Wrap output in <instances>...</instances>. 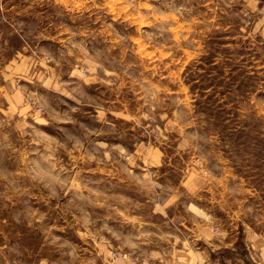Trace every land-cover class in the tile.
Returning <instances> with one entry per match:
<instances>
[{
	"label": "rangeland",
	"instance_id": "1",
	"mask_svg": "<svg viewBox=\"0 0 264 264\" xmlns=\"http://www.w3.org/2000/svg\"><path fill=\"white\" fill-rule=\"evenodd\" d=\"M263 7L0 0V264H264Z\"/></svg>",
	"mask_w": 264,
	"mask_h": 264
},
{
	"label": "crops",
	"instance_id": "2",
	"mask_svg": "<svg viewBox=\"0 0 264 264\" xmlns=\"http://www.w3.org/2000/svg\"><path fill=\"white\" fill-rule=\"evenodd\" d=\"M260 12L262 13V16L260 18V20L262 21L260 23L261 27L259 28L261 30V33L263 32L264 34V7L260 9ZM262 242V241H261ZM107 250V251H106ZM103 256H104V260L106 259L107 261H105L106 263L105 264H136L135 262H133L132 260H130V258H124V259H121V258H117V259H113L111 257V250H108V249H105L103 251ZM264 254V253H263ZM218 260V259H217ZM224 259H220L218 260L217 262L218 263H221L223 262Z\"/></svg>",
	"mask_w": 264,
	"mask_h": 264
},
{
	"label": "built area",
	"instance_id": "3",
	"mask_svg": "<svg viewBox=\"0 0 264 264\" xmlns=\"http://www.w3.org/2000/svg\"><path fill=\"white\" fill-rule=\"evenodd\" d=\"M31 102H32L33 105L36 106V109H37L38 111H41V108H40L39 106L36 105V104H37L36 102H34L33 100H31Z\"/></svg>",
	"mask_w": 264,
	"mask_h": 264
}]
</instances>
